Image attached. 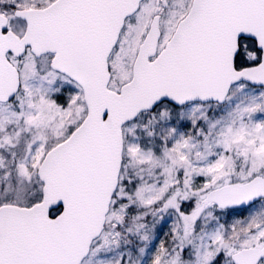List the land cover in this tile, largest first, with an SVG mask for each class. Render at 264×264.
<instances>
[{
	"label": "snow or ice",
	"instance_id": "1",
	"mask_svg": "<svg viewBox=\"0 0 264 264\" xmlns=\"http://www.w3.org/2000/svg\"><path fill=\"white\" fill-rule=\"evenodd\" d=\"M0 264H264V0H0Z\"/></svg>",
	"mask_w": 264,
	"mask_h": 264
},
{
	"label": "rangeland",
	"instance_id": "2",
	"mask_svg": "<svg viewBox=\"0 0 264 264\" xmlns=\"http://www.w3.org/2000/svg\"><path fill=\"white\" fill-rule=\"evenodd\" d=\"M165 231H166V229H165Z\"/></svg>",
	"mask_w": 264,
	"mask_h": 264
}]
</instances>
